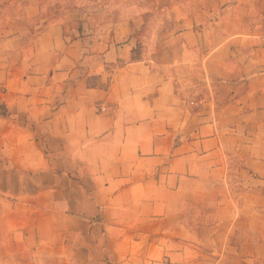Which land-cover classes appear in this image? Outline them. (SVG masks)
<instances>
[{"label": "crops", "instance_id": "crops-1", "mask_svg": "<svg viewBox=\"0 0 264 264\" xmlns=\"http://www.w3.org/2000/svg\"><path fill=\"white\" fill-rule=\"evenodd\" d=\"M58 2L0 0V264H264V0Z\"/></svg>", "mask_w": 264, "mask_h": 264}, {"label": "rangeland", "instance_id": "rangeland-1", "mask_svg": "<svg viewBox=\"0 0 264 264\" xmlns=\"http://www.w3.org/2000/svg\"><path fill=\"white\" fill-rule=\"evenodd\" d=\"M51 6H52V7H51L52 13H53L54 15H58V16H60V11H61V9H60V0H59L58 4H56V5H51ZM140 41L142 42V38H140ZM184 89H187V88L184 86L183 90H184Z\"/></svg>", "mask_w": 264, "mask_h": 264}, {"label": "built area", "instance_id": "built-area-1", "mask_svg": "<svg viewBox=\"0 0 264 264\" xmlns=\"http://www.w3.org/2000/svg\"><path fill=\"white\" fill-rule=\"evenodd\" d=\"M262 39H264V35L262 36Z\"/></svg>", "mask_w": 264, "mask_h": 264}]
</instances>
